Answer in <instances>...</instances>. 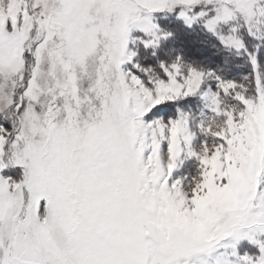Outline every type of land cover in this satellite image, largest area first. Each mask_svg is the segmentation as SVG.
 <instances>
[{"label": "snow or ice", "instance_id": "6c2138e0", "mask_svg": "<svg viewBox=\"0 0 264 264\" xmlns=\"http://www.w3.org/2000/svg\"><path fill=\"white\" fill-rule=\"evenodd\" d=\"M156 13L246 74L162 58ZM188 97L209 115H161ZM261 235L264 0H0V264H264Z\"/></svg>", "mask_w": 264, "mask_h": 264}, {"label": "rangeland", "instance_id": "374dc122", "mask_svg": "<svg viewBox=\"0 0 264 264\" xmlns=\"http://www.w3.org/2000/svg\"><path fill=\"white\" fill-rule=\"evenodd\" d=\"M172 16L175 17L174 15H172ZM167 17L168 16H165L164 14H160V13L153 14V22L157 23L161 27V29L166 31L164 28H162V25L168 24L169 18H167ZM182 24H183V22H182ZM140 36H142V34L136 30H133L130 33L128 51H137L138 55H137V57L134 58V62H139L142 65H147V64L152 63L151 60H145V57L148 56V52L145 51L142 46L133 45L131 42L132 39H135L136 37H140ZM176 37H177L176 40L173 36L171 38H169L168 43H167V40L162 42V44L163 43L167 44L164 52L168 49H175L176 53L181 54L184 57V59L187 60L186 59V58H188L187 50H189L188 46L193 45V41L192 40H186L185 41L183 39V36H181V35L179 36V34H177V33H176ZM181 40L183 42L182 47L180 45ZM200 54H202L204 59L207 61H210V59L212 57V56H208L205 52H203L201 50H200ZM215 61H216V58H215L214 62ZM201 62L202 61H199V63H201ZM202 63L206 64L204 61ZM223 63H225V59H224ZM205 67L208 68L207 66H205ZM122 70L129 71L132 74H135L138 76L140 75L139 73L136 72L135 69L132 68L131 63H126V64L122 65ZM226 70H227V72L233 71V70H230L228 68H226ZM224 79L238 81L240 79V77L237 75L233 76V77L225 76ZM177 109H179L180 111L190 112L194 118H199L201 113H203L204 116L209 115V113L203 107V105H202V103L198 97H188L184 100L178 101L174 106H172L170 108L163 109L161 112V115H164L166 117L167 116L175 117ZM203 139L204 138L202 136L197 135L193 141L194 145H199ZM197 171H198V162L195 160V158H189V159L185 160V159H183V156H182L177 163V167L173 170L171 179L172 180H180L182 183H186L187 180H191L197 174ZM257 239L264 241V235L258 236ZM246 252L249 254H255L258 252V249L256 248V246L251 245L247 240H242L237 244V253H238V255H243Z\"/></svg>", "mask_w": 264, "mask_h": 264}, {"label": "trees", "instance_id": "16d2710c", "mask_svg": "<svg viewBox=\"0 0 264 264\" xmlns=\"http://www.w3.org/2000/svg\"><path fill=\"white\" fill-rule=\"evenodd\" d=\"M168 26L162 25V28H164L166 31H170L173 33V37L176 40V33L179 34V36H183V39L186 40H192L193 45L188 46L189 50H187V56L186 58L190 62H195L196 64L200 66H207L211 70H215L218 66L223 68L222 76L223 78L225 76L227 77H233V76H239L242 77L246 74V67L242 66L243 61L242 60H236L231 57V55L228 52L220 51L217 52L212 45L216 43V41L212 38H209L207 35L201 34L200 31L193 26L192 28L185 27L181 21L178 19L176 20L175 17L172 15H168ZM168 43V40H167ZM181 40V47L183 46ZM166 43H163L161 45V49L159 50V53L161 57H163L164 50L166 49ZM200 50L205 52L208 56H212L210 61H207L204 59L202 54H200ZM216 58V61L214 62ZM228 60L227 63H223L224 59ZM199 61H204L206 64H203L202 62L199 63ZM213 62V63H212ZM226 68L233 70L231 72H227ZM234 72V73H233Z\"/></svg>", "mask_w": 264, "mask_h": 264}]
</instances>
